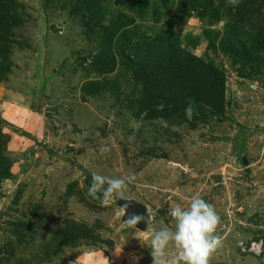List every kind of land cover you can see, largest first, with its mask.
<instances>
[{"label": "rangeland", "instance_id": "obj_1", "mask_svg": "<svg viewBox=\"0 0 264 264\" xmlns=\"http://www.w3.org/2000/svg\"><path fill=\"white\" fill-rule=\"evenodd\" d=\"M92 2L0 0V264H153L195 195L221 218L209 264H264V0ZM163 48L222 86L145 117L129 59ZM92 172L135 176L145 231L88 195Z\"/></svg>", "mask_w": 264, "mask_h": 264}, {"label": "clouds", "instance_id": "obj_2", "mask_svg": "<svg viewBox=\"0 0 264 264\" xmlns=\"http://www.w3.org/2000/svg\"><path fill=\"white\" fill-rule=\"evenodd\" d=\"M227 3L236 8L241 0H227ZM251 87L255 88V84ZM193 114V108L189 104L185 108V115L191 119ZM91 177L88 195L102 205L115 203L118 199L127 200L124 193L129 183L135 179L134 175L111 177L97 172H92ZM127 207V204L123 206L125 210ZM124 214L125 212L122 213ZM169 214L175 220L174 229L161 228L155 230L150 237L153 264H209L212 254L222 243L221 238L215 234L221 218L213 205L195 195L186 207L177 204L170 209ZM144 220L143 215L132 214L123 222L122 227L136 226ZM170 244L177 251L169 258L167 249Z\"/></svg>", "mask_w": 264, "mask_h": 264}, {"label": "trees", "instance_id": "obj_3", "mask_svg": "<svg viewBox=\"0 0 264 264\" xmlns=\"http://www.w3.org/2000/svg\"><path fill=\"white\" fill-rule=\"evenodd\" d=\"M89 1L91 4L93 3V0ZM185 58V60L177 59L174 54L165 51L163 48L160 53L152 50L148 56L142 57L139 61L129 59L140 73L137 75L141 78L143 85V99L141 100L139 115L145 117L165 115V111L168 109L179 107L180 101L184 99V93L191 90L187 88L190 83V85L196 86L195 80L186 81L185 78L182 80L180 76L181 73L186 75L191 73L192 66L197 67V59L194 56L185 53ZM202 79L204 81L203 86L197 85L194 90L195 93L222 86V80H217L213 74L207 73ZM189 94L195 96L192 92Z\"/></svg>", "mask_w": 264, "mask_h": 264}, {"label": "water", "instance_id": "obj_4", "mask_svg": "<svg viewBox=\"0 0 264 264\" xmlns=\"http://www.w3.org/2000/svg\"><path fill=\"white\" fill-rule=\"evenodd\" d=\"M119 209H121L122 213L125 212L124 215L121 214L120 221L124 222L126 219H128L132 214H141L145 217V220L138 223L136 226H134L136 229L140 231H145L147 227L148 217H149V211L148 209L139 201H137L134 198H127V200L124 199H118L114 203ZM127 204L128 207L125 210L123 206Z\"/></svg>", "mask_w": 264, "mask_h": 264}, {"label": "built area", "instance_id": "obj_5", "mask_svg": "<svg viewBox=\"0 0 264 264\" xmlns=\"http://www.w3.org/2000/svg\"><path fill=\"white\" fill-rule=\"evenodd\" d=\"M261 247H262V240L252 241L249 245V250L253 251L254 253H259Z\"/></svg>", "mask_w": 264, "mask_h": 264}]
</instances>
